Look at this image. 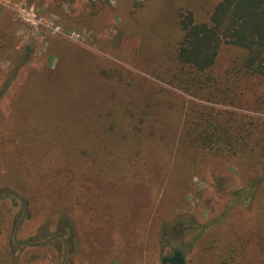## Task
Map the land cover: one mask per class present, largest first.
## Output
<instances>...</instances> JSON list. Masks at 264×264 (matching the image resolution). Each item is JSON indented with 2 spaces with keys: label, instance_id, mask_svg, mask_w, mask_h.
I'll use <instances>...</instances> for the list:
<instances>
[{
  "label": "trees",
  "instance_id": "1",
  "mask_svg": "<svg viewBox=\"0 0 264 264\" xmlns=\"http://www.w3.org/2000/svg\"><path fill=\"white\" fill-rule=\"evenodd\" d=\"M134 1L145 9H154L157 3L164 2L161 6L170 9H161L151 19L150 33L163 39L154 60L147 64L153 62L156 76L191 98L185 99L122 68L114 70L106 80L93 77L94 69L81 59L76 51L79 48L61 41L60 46L64 47L57 65L43 71L34 81L28 80L15 102L16 107L0 123V137L5 133L0 150L5 169L1 173L8 179L7 183L1 181L0 194L18 193L26 202V210L36 189L39 190L36 197L42 202L52 197L65 199L69 209L66 206L54 209L45 217L48 225L56 229L49 237L61 235L62 238L45 243L42 248H47L48 255L37 257L33 251L31 259L20 262L11 260V251L3 244L0 264H47L49 256V262H56L55 242L59 246L65 243L66 259H69L68 250L75 247L74 237L79 232L74 211L86 204L95 205L98 198L105 200L118 194L132 197L131 184L136 187L145 179L142 175L147 167H151L159 180V176L165 175L167 161L158 162L157 143L165 151L172 150V158H178L177 162L182 160L188 170L197 164L201 166L209 156L238 158L253 169L254 177L230 192L226 214L237 205L249 209L258 188L264 185V118L251 113H264V0ZM166 13L176 23L169 26L176 30L170 29L165 35L156 29L155 23ZM5 46L0 41V52L6 54ZM27 50L32 49L27 47ZM15 59L17 66L23 61L17 52ZM126 72L138 77H132L134 83ZM12 78L0 85V98ZM99 89L103 90L102 97L97 98L98 104L94 98L89 108L83 110L89 93L93 96ZM176 104L183 106L181 122L169 125L164 119L165 112ZM160 107L165 110L157 118L160 122L156 135L146 126L156 120L154 114ZM64 134L74 140L60 142ZM145 137L149 140L147 152ZM153 154L157 161H149ZM89 193L96 195L93 202L90 200L93 194ZM95 209L96 214L107 220L109 216L103 207ZM221 220V216H216L199 222L187 214L173 221H162L157 238H176L184 248L163 262L184 264L185 256L200 241L205 242L206 235L215 231ZM242 232L245 238L247 234ZM243 238L248 244L244 254H239L241 264H246L244 260L264 262V237L257 234L255 240ZM211 239L206 242V248ZM250 245H258L259 252L249 253ZM231 253L225 252L215 261L238 264L239 255L232 259Z\"/></svg>",
  "mask_w": 264,
  "mask_h": 264
},
{
  "label": "rangeland",
  "instance_id": "2",
  "mask_svg": "<svg viewBox=\"0 0 264 264\" xmlns=\"http://www.w3.org/2000/svg\"><path fill=\"white\" fill-rule=\"evenodd\" d=\"M162 3L164 2L157 3L154 9H145L139 7L134 0H0V41L6 43L4 48H7L6 54L0 52V85L10 76L13 77L5 94L0 98V123L10 110L16 107L15 102L26 89L28 80L34 81L42 76L43 71L51 70L57 65L61 49L64 47L60 46V42L64 40L79 48L76 51L81 59L94 69L93 77L106 80L109 76L112 77L114 70L122 68L184 96L185 99H190L191 96L164 83L156 76L153 62L147 64L148 61L154 60L160 40L163 39L160 36L154 38L149 28L153 25L151 19L156 13L161 9L170 10L161 6ZM147 18L149 20L144 22ZM172 23L176 24L166 13L162 20L155 23V27L166 35L170 29L176 30L169 26ZM27 47L32 49L31 52ZM16 52L23 57L18 66ZM134 74L126 72L133 83ZM101 90L94 92L93 96L89 93L83 110L89 108L94 98L98 104L97 98L102 97ZM136 93L141 94L139 91ZM161 110V107L157 109L154 114L156 120L150 121L146 126L147 130L152 129L156 135L160 122L157 118L165 109ZM182 111L183 106L180 104L167 109L164 116L167 124H179ZM251 113L264 118L262 112ZM1 129L0 125V131ZM49 130L54 131L53 128ZM4 135L5 133L0 137V150ZM70 139L74 140L72 136L64 134L60 142L66 143ZM79 139L85 140L84 137ZM144 140L147 152L149 140L146 141V137ZM157 144L160 145L158 162L167 161L168 166L165 175L159 176L161 180L152 173L151 167H147L145 176L142 175L145 179L136 187L131 184L132 197L123 194L110 196L105 200L97 197L95 205L86 204L79 207L74 211L78 217L79 232L74 237L75 247L72 249L70 246L68 250L71 251L70 260L66 259L65 243L62 242L59 246V242H55L58 250L57 261L49 262V256L47 264H65L64 250L68 264H165L161 263L163 255H168L173 248L182 251L184 248L176 238H157V229L162 221H173L177 216L187 214H191L194 220L199 222L216 216H221L222 220L215 227V231L206 235L205 242L200 241L185 256L184 264H218L215 258L219 259L225 252L231 251L232 259L244 254L248 240H242V231L247 234L243 239L255 240L257 234L261 238L264 237V185L258 188L249 209L237 205L225 213L230 192L252 179L255 175L253 169L238 158L225 160L209 156L201 166L197 164L193 170H188L182 160L177 162L178 158H172V150L165 151L161 144ZM155 157V154L153 159L152 156L148 157L149 161H157ZM1 162L2 159L0 183H7V175L1 173L5 169ZM180 162L182 163L179 164ZM116 189L119 190L120 187ZM38 193L39 190L36 189L34 198H29L31 202L27 210L26 202L18 193L8 191L0 194V197L8 194L0 199V249L5 244L7 250L11 251V260L20 262L26 258L31 259L34 252L37 257L50 253L46 252L47 248H42L46 242L36 246L30 245L41 243L53 236L49 237L51 233L56 232L55 226H49L45 217L54 209L68 206L65 199L57 197L47 198L42 202L36 197ZM47 193L49 192L44 191V194ZM12 194L22 200L24 215L20 199ZM89 194H93L90 199L93 202L96 195ZM96 207H103L109 216L108 221L96 214ZM17 225L15 239L19 243L13 239ZM242 227H245L244 230ZM209 239L210 244L206 248ZM257 246L250 245L247 251L251 254L259 252ZM237 260L238 264L243 261L240 255ZM244 261L246 264H264L261 260L258 263V259L254 262Z\"/></svg>",
  "mask_w": 264,
  "mask_h": 264
},
{
  "label": "water",
  "instance_id": "3",
  "mask_svg": "<svg viewBox=\"0 0 264 264\" xmlns=\"http://www.w3.org/2000/svg\"><path fill=\"white\" fill-rule=\"evenodd\" d=\"M7 195H8V194H5V195L1 196L0 199L5 198ZM12 195L15 196L16 198L20 199L17 195H15V194H12ZM20 203H21V207H22V209H23V215H24V213H25V210H24V204H23V202H22L21 199H20ZM17 227H18V225H17V226L15 227V229H14V232H13V239L15 240L16 243H19V242L15 239L16 231H17ZM55 237L62 238L61 235H53L52 237H50V238L47 239L46 241H43V242H41V243L31 244L30 246H36V245H39V244H44L45 242H48V241L52 240V239L55 238ZM163 259H164V257L161 258V263H162ZM63 260H64V263H65V264H68V263L66 262V260H65V250H64V252H63Z\"/></svg>",
  "mask_w": 264,
  "mask_h": 264
},
{
  "label": "flooded vegetation",
  "instance_id": "4",
  "mask_svg": "<svg viewBox=\"0 0 264 264\" xmlns=\"http://www.w3.org/2000/svg\"><path fill=\"white\" fill-rule=\"evenodd\" d=\"M176 250H178V248H173L170 254H168V255H167V254H166V255H163L162 257H164V259H165V258H169V257H171V256L174 255V253L176 252ZM164 259H163V261H164ZM163 261H162V262H163ZM163 263H164V262H163Z\"/></svg>",
  "mask_w": 264,
  "mask_h": 264
}]
</instances>
